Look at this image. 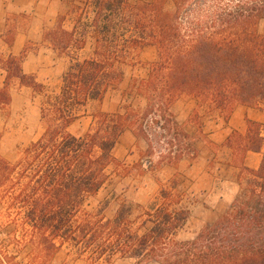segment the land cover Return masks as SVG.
Instances as JSON below:
<instances>
[{
    "label": "trees",
    "instance_id": "16d2710c",
    "mask_svg": "<svg viewBox=\"0 0 264 264\" xmlns=\"http://www.w3.org/2000/svg\"><path fill=\"white\" fill-rule=\"evenodd\" d=\"M71 12L70 27L61 16L43 34L46 48L69 60L57 92L46 94L35 76L23 72L26 50L19 57L0 58L5 73L0 110L10 104L12 81L43 95L41 136L14 163L0 155V199L22 215L31 241L49 257L69 246L93 261L118 257L135 264H264V155L257 170H241L248 178L243 200L234 201L193 241L175 240L189 212L177 208L181 196L171 190L161 189L160 203L143 212L135 229L132 210L124 203L111 219L101 209H87L114 175L133 176L142 169L141 163L128 169L114 155L126 129L146 141V157L159 138H170L157 164L147 160L148 171L164 163L176 167L184 153L195 157L170 112L178 98L209 105L224 120L236 104H264V35L257 31L264 20V0H86ZM87 45L89 53L80 56ZM146 47L156 50V58L147 64L146 77L133 81L128 91L144 100V108L127 105L117 113L96 112L84 134H72L69 129L85 107L100 104L116 90L122 67L134 65ZM148 123L165 135L152 138ZM261 143L258 126L250 123V146L244 152H260ZM171 184L175 188L176 180Z\"/></svg>",
    "mask_w": 264,
    "mask_h": 264
},
{
    "label": "crops",
    "instance_id": "0c3cea01",
    "mask_svg": "<svg viewBox=\"0 0 264 264\" xmlns=\"http://www.w3.org/2000/svg\"><path fill=\"white\" fill-rule=\"evenodd\" d=\"M85 1L0 0V56L19 57L27 45L39 47L44 27L54 22L56 17L66 15L71 2L81 4ZM24 13H30L32 18L21 28L16 18L15 36L11 46H8L5 41L8 18ZM57 61L56 55L45 51L30 54L23 62L22 70L25 74H38L43 70L56 69ZM4 78L5 73L0 67V88ZM170 112L187 135L185 146L195 151L194 159L184 153L176 167L166 165L158 172L144 174L141 186L137 184L138 178H131L134 186L128 194L139 206L146 208L160 195L161 186L156 184V180L170 181L177 176L181 183L170 190L173 195L176 191L184 194L180 206L183 204V208L189 211L184 232L187 230V234L196 235L203 226L215 223L227 212L230 203L224 192L233 183L239 185L243 177L241 170L258 169L264 155V104L257 107L236 104L224 120L211 106L191 97H180L171 105ZM250 123L258 126V135L262 140L260 152H244V148L250 146ZM145 150L146 146L126 130L118 141L114 155L128 164L140 159Z\"/></svg>",
    "mask_w": 264,
    "mask_h": 264
},
{
    "label": "rangeland",
    "instance_id": "374dc122",
    "mask_svg": "<svg viewBox=\"0 0 264 264\" xmlns=\"http://www.w3.org/2000/svg\"><path fill=\"white\" fill-rule=\"evenodd\" d=\"M130 2L143 3L146 2V0H130ZM82 4L83 3L79 4L71 2L67 14L63 15L66 16V27H70L72 24V7ZM59 17L61 16L56 17L54 22H50L44 27L43 34L44 32L55 27ZM16 18L19 23L18 26L21 28V25L25 27V25L30 22L32 15L30 13H24L18 15L17 17L10 16V18H8L10 21L8 24V31L5 34V41L6 38L8 39V37H10L9 40L13 41L14 39V26ZM257 31L258 33L264 35V20L259 22ZM24 50L27 52L26 57L30 54L40 53L43 51L56 55L51 50L46 48L43 42L39 47L27 45ZM89 51L90 45H87L86 48L80 52V56H86ZM0 58L6 57L0 56ZM155 58L156 50L154 48L146 47L141 50L137 55L134 65L122 67L123 80L119 87L114 91L108 92L100 104L96 102L88 104L81 113L82 116L80 120L74 123L70 127L69 131L77 136L84 134L91 123L92 114L96 112L117 113L122 111L121 108L127 105H132L134 109H139V111H141L144 108V100L140 97L134 98L129 96L128 91L133 81L146 77L147 64L152 62ZM25 60L26 58L24 61ZM57 60L58 66L56 69L43 70L38 74H28L35 76L36 80L44 85V92L46 94H52L59 90L61 85V77L69 65V60L66 57L57 56ZM9 93L10 104L6 108L0 110V155L8 162L14 163L21 155L23 150L41 136L45 129V123L40 117V106L43 101V95L34 94L30 89L20 86L17 81H12L10 83ZM147 129L149 131V135H151L152 138H154L155 135V137H157L158 133L165 135V133H162L161 130L150 123L147 124ZM126 130L131 131L134 136L146 146V150L143 154H141L140 159H138L136 162H129L128 164H126L124 161L121 162L128 169L137 163H141L142 169L141 171H139V169L136 171L134 170L133 176L120 177L114 175L111 183L106 188L102 189L94 199L90 200L87 209L89 211L101 209L102 215L106 219H111L115 215V212L119 208L120 204L124 203L132 210V227L135 229L140 225L143 212L150 208L155 202L158 201V203H160V196L156 197L148 206H146V208L139 206L132 196L128 194L130 188H133L134 186V184L130 182V179L138 178L137 184L141 186V177H143L144 174L158 172L163 166H166L164 163L154 171L146 170L147 160H150L154 165L160 161L159 157L161 155H165L168 149L166 142L169 141L170 138H159L157 143H154L153 145L154 148L151 152V155L149 154L150 157H146V151L148 148L146 141L142 137L137 136L132 130ZM190 158L194 159V157ZM174 179L177 183L176 186L181 183V180L176 176L170 181H162L157 179L156 184H160V189L170 190L172 188L171 181ZM247 179V175H243L238 186L236 183H233V186L230 185L227 187V191L224 193L228 198L230 206L234 201L236 202V200H243V188L246 185ZM174 195L182 196L181 200H183L184 194L176 191L174 192ZM182 205L177 206V208H183ZM207 226H203L201 229H199L196 235L193 233L187 234V230L184 232L183 227L178 232L175 240L193 241L200 231H202ZM28 229V226H24L22 224V215L17 216L16 210L9 209V201L7 199L4 201L0 199V264H135L133 260H122L118 257H113L109 262H106L104 258L93 261L88 257V254H79L76 249L69 246H65L58 253L49 257L42 253L39 247L31 241L30 235L28 234Z\"/></svg>",
    "mask_w": 264,
    "mask_h": 264
}]
</instances>
